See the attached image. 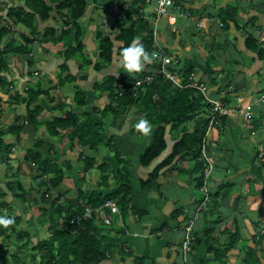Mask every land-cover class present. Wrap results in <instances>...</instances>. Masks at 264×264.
<instances>
[{"label":"crops","instance_id":"crops-1","mask_svg":"<svg viewBox=\"0 0 264 264\" xmlns=\"http://www.w3.org/2000/svg\"><path fill=\"white\" fill-rule=\"evenodd\" d=\"M136 1L103 0L97 7H94L92 2L90 5L92 11L101 10L110 15L111 13L117 15L119 8L126 9ZM17 2L18 4L9 3L11 6L8 9L22 5L21 0ZM136 6L138 13H135L133 18L137 19L141 15L150 22L160 50L179 60L178 65L172 66L171 70L180 79L189 73L197 83L207 88L211 98L222 99L225 105L231 108L247 107L248 117L243 118L242 115L224 117L220 128L213 130L206 138V155L212 165L206 189L211 196L219 192L207 208H203L200 204L202 194L200 186L197 185L204 167L201 153L198 158H193L187 151L181 152L158 170L150 186L143 184L156 165L166 162L173 145L181 137L179 133L178 135L167 132L166 149L161 157L150 166L144 167L140 165L138 158L148 145L150 134L145 136L132 133L131 124L136 125L139 120L133 114L134 110L128 111L133 122H123L125 118L122 115L114 120L105 119L104 130L107 131L110 140L114 139V145L117 147H127L125 154L129 156L124 159L123 164H120L124 167L122 166V172L119 171V181L127 182L129 185L131 202L125 215L118 213L108 227L110 236H113L119 228H124L125 235L120 240V245L123 249L122 254H126L125 249H128L129 257L123 260L121 251H115L112 258L102 264H219L218 258L230 240L236 241V247L224 255L225 264H243L240 258L245 256V250L237 251V260L233 254L236 248H241L244 242L252 248L254 246L252 236L264 231V0H176L174 6L163 16H157L154 0H144V3L139 1ZM8 9L4 16L8 14ZM172 17L175 19L173 20ZM15 25L19 27L15 29L19 31V35L29 33L23 24L15 22ZM8 29L9 42L2 44L1 51L5 43H10L11 38L15 39L16 31ZM96 30L100 31L99 28ZM248 37L253 41L249 42L251 47L247 48L245 43ZM84 39L85 53L92 61V57L97 54V45L89 54ZM94 39L96 41V37ZM38 45L39 43L32 45V51H35ZM58 45L63 47L61 44H56L55 50ZM32 51L27 54L8 52L2 55L8 69L2 68L0 73L6 74L9 80L5 84L0 79V89L2 90L3 87L6 90L8 89L6 86H9L13 94L8 107L4 108L5 104L0 105L2 107L0 138L3 140V147L9 145L12 152L15 150L14 145L20 139L23 142L32 138L47 139L49 135L45 123L66 112L62 107H69L71 100L76 104L74 92L71 98L70 96L63 98L61 87L54 88L52 83H48L44 88L48 73L41 76L43 80L39 79L40 74L37 76L29 72L17 73L18 77H16V72H12L10 66L16 63L21 65L23 62L26 68L28 61L31 60L27 56H30ZM60 52L62 50H57L56 56L62 57V61L57 59L55 65L62 71L61 65L65 63L67 69L63 77L67 74L73 76L68 84L72 83L74 88L77 90L80 88L79 92H84L86 95L84 86L77 85L79 77L76 75V73H84V70H79L78 63L74 59L65 62ZM49 53L43 46L42 57ZM93 60L91 65L95 63V57ZM31 62L34 66L35 62ZM152 63H146L142 71L150 70ZM49 64L43 58V67ZM51 65L53 66L52 63ZM107 68L100 71L93 70L101 73ZM73 69L76 72H73ZM133 73L126 76H131ZM52 74L54 71H51ZM106 75L97 78L91 87L94 97L101 93L95 92L96 83L102 81ZM68 78L66 80H69ZM39 80L40 90L52 92V95L42 94L36 102L40 109L38 125L33 127L24 119L27 127H24L22 133L16 135L9 132L8 128L14 124L16 116L22 117L26 114L25 104H16L13 101L15 93L25 94L27 89L34 84L37 85ZM21 82L26 86H20ZM228 87H232V91L228 90ZM4 89L1 94L2 92L7 94V90L4 92ZM49 96L53 101H49ZM85 105L82 107L77 105V112L89 113L88 110L84 111ZM116 121L121 127L126 128L124 130L126 137L123 141L118 137L119 134L115 135L111 132ZM5 126L8 127L4 128ZM37 134H40L41 139L37 138ZM130 157L133 159H129ZM196 213L193 233L198 242L188 254H183L181 249L183 228L188 223V219ZM229 235L235 237L231 238ZM258 254L260 261L257 264H264V248L262 253Z\"/></svg>","mask_w":264,"mask_h":264},{"label":"trees","instance_id":"trees-1","mask_svg":"<svg viewBox=\"0 0 264 264\" xmlns=\"http://www.w3.org/2000/svg\"><path fill=\"white\" fill-rule=\"evenodd\" d=\"M21 1V6L8 9V16L15 18V22L23 24L29 32V36L20 35L22 39L21 43L11 40L10 43L4 44L3 50L0 51V69L6 67V63L2 58L4 53L27 54L32 51V43L36 35L40 33L41 27L43 28V37H51L53 43L63 46L60 54H62L65 62L69 59H74L78 63L80 71L91 66L92 61L88 54L85 53L83 42L87 26L81 23L80 18L84 15L87 6L91 2L94 4V7H97L102 0ZM139 1L144 3V0H137L135 4L126 7V9L119 8L117 15L113 16L114 22L117 24L110 25V28L113 29L114 26L119 27L116 36L112 37L110 33H101L96 30L97 28L95 29L94 33L97 42V54L94 56L95 63L93 64L95 71L109 67L114 57L119 56L122 49L136 38H139L144 44L145 49L150 55L154 53V48H152L154 42L152 24L143 19L141 15L137 19L133 18V15L138 13L136 5ZM118 16L120 19H118ZM8 33V29L0 28V41L3 37L8 36ZM250 41H253V39L248 37L245 43L247 48L251 47L249 45ZM254 44L256 45L255 42ZM259 54L262 55L261 53ZM153 60L151 59V62ZM31 61H28L30 66L32 65ZM154 61L157 64V61ZM156 64L153 62L150 70L134 72L131 76L116 79L115 75L107 74L102 81H98L94 87L95 92L100 91L106 94L107 98L106 107L100 112L99 118H94L90 113H75L67 110L62 115L55 116L45 123L49 137L56 140L67 137L72 140L73 144L75 142L79 147L86 148L88 153L82 151L77 156V161L82 164L81 172L83 174L89 172L95 165L93 154L98 152L101 146L115 148V145L111 143L112 140L107 135V131L105 134V119H117L121 115L124 116L130 109L134 110L133 114L139 119L142 117L147 118L152 124L149 143L138 158L140 165L148 167L161 157L166 149L165 138L167 132L179 133L181 135L173 145L166 162L164 161L154 167L148 179L143 183L144 185L150 186L158 170L168 163L170 159L172 160L181 154V152L187 151L193 158L200 156L201 147L203 146L202 140L205 138L211 116L210 105L204 102L202 95L195 89L174 87L169 80L157 74L158 66ZM61 68L62 74L67 69L66 64H62ZM147 76L151 77L149 82H144L141 86H135L137 80H143ZM68 77L74 78L67 74L66 77L60 76L59 78H63L64 80L59 79V81L61 83L69 82L70 80H66ZM189 77H192L189 73L185 77L183 76V82L185 83ZM39 84L40 80L37 85L34 84L27 89V92L23 95L15 93L16 96L13 98V101L16 104L24 103L26 114L22 117L16 116L14 124L8 128L9 132L16 135L19 134L23 127L24 119L33 127L38 125L40 109L38 105L34 106V108L32 106L39 101L40 95H48L49 93L40 90ZM51 100L53 101V98L49 99V101ZM85 100L86 95L84 92L75 93L76 105L80 107L84 106ZM94 111L95 114L98 113L97 109ZM130 130L134 135H144L137 130L136 125L133 123ZM61 134L64 135L60 137ZM34 146L36 148L41 147L39 140H36ZM52 147V145H49V149ZM6 151L9 153V146L3 147V140L0 138V153ZM115 158L118 164H120L121 157L117 155ZM24 160L36 168L37 174L34 177L38 183L36 193L40 203H42L41 207L38 208L41 211L38 219H43V223L48 224L47 229L50 235L46 239L36 240L35 242L30 232L16 231L13 224L7 227L3 226L5 229L0 231V233L6 234V237L9 239L11 238L10 233H15L12 240L8 243L4 242V247L10 245L17 251L13 252L10 259H0V264H102L111 259L115 251H121L122 254L123 249L120 245V240L125 235L124 228H119L113 236H110L109 226L103 223L99 212H92L90 219H84L83 214L86 207L99 208L101 205L111 201L117 205L119 213L125 215L131 202V189L127 182L119 181L116 188L109 190L107 181H103L102 184L106 192L89 190L84 195L79 193L77 200H73L71 203H62L53 208L55 200L46 197L50 196V190H56L61 186L65 179V172H69V176L73 175L75 171L73 165L66 161L64 163L65 166H63L65 171H63L62 167L58 166L49 152L43 155L37 151H29L24 156ZM115 175L114 177L118 182V174L116 173ZM207 181L208 179L205 182L203 175H201L198 179V187L200 186V189L203 186L206 187ZM200 192L202 194L200 196L201 204L205 194L202 190ZM25 193L19 180L4 184L0 188V207L4 206L8 209L10 206H14L12 201L17 202L20 199L24 201ZM217 193L211 196L207 190L209 199L205 203V208L209 207ZM4 196L11 198V201L2 202L1 197ZM48 202L51 204L49 208L52 209L50 211L53 222H50L46 218L48 214V207H46ZM14 210L13 207L12 211L14 212ZM13 215L15 216V223L19 222V217H16L15 214ZM76 218H79V220L76 221ZM59 219H61L62 223ZM196 219L197 217L192 215L188 219V223L189 220L195 222ZM7 230L9 231L7 232ZM230 236L231 238L235 237L233 235ZM193 238L192 247L198 242L194 233ZM252 242L254 244L252 248L247 246V242L243 243V248H236V252L233 253L236 256L234 258L238 260L237 251L244 249L245 256L243 258L239 257L242 259L243 264L259 263L260 256L258 253H262L264 248V231L252 236ZM235 247L236 241L230 240L222 250L218 263L225 264L224 255L235 249ZM25 249L27 252H30L27 262L19 258V255L27 253ZM1 251L2 247L0 246ZM35 251L36 253L31 254Z\"/></svg>","mask_w":264,"mask_h":264},{"label":"rangeland","instance_id":"rangeland-1","mask_svg":"<svg viewBox=\"0 0 264 264\" xmlns=\"http://www.w3.org/2000/svg\"><path fill=\"white\" fill-rule=\"evenodd\" d=\"M18 0H1L0 1V28H10L13 32L16 31L14 33L15 39H10L13 41H18L21 42L22 39L19 35V31L17 32L18 29L17 26L15 25V18L8 16V14L6 16H4L5 12L7 11V9L11 6V4H14V2L16 4H18L17 2ZM103 1V0H102ZM9 3H11L9 5ZM9 5V6H8ZM17 6V5H16ZM86 12L84 13V15L80 18L81 23L86 25V31H85V45L88 47V52L89 54L93 51V49L96 47V41H95V37H94V33H93V29L94 28H99L100 32H107L112 34V37L116 36L119 27L114 26L113 29L110 28V25H115L117 23L114 22V18L111 15H115L113 13L108 14L106 12H101V10H97L96 12L93 10L92 11V7L89 4L86 8ZM115 10H113L114 12ZM93 18V19H92ZM89 19H92V21H89ZM107 24V25H106ZM42 27L40 28L41 31H39L40 33H38L36 35L35 38V43H33L32 45H36L39 43L38 47L36 48V50L32 51L30 56H27L29 59H31L32 61H34L33 63L35 64L34 66H30L28 64V66L25 68L23 62L20 64L16 63V64H12V66H10L12 70V72H16L17 73H22V72H29L30 74H35L37 76H39V79L43 80V76L44 73H48L47 76L45 77L47 80L46 84H44V88L46 87V85L48 83H52L54 86V88L57 87H61V93L63 98L70 96V98L74 95V93L79 92V90H77V88H74L72 83L68 82H60L58 77H63L64 73L61 74L60 68L55 65V63H57V59L62 61V57L58 58V56H56V51L57 50H63V47H61L60 45L57 46L56 50L55 47L56 44L53 43L52 38L51 37H43L42 36ZM9 30V29H8ZM25 32V31H23ZM23 35H26V33H23ZM29 36V34H27ZM9 42V36H5L1 39L0 42V48H2V44L4 42ZM43 46H45V48L50 52L48 55L46 54L44 57H42V48ZM1 51V50H0ZM47 52V51H46ZM18 58V57H17ZM27 58V59H28ZM43 58L45 59V62L50 63L48 66H46L45 68L43 67L44 65H42V61ZM94 56L92 57V62H94ZM30 61V60H29ZM51 63L53 64V66L51 65ZM73 67V66H71ZM93 65L88 66L87 69H84V73H76V75L79 77V84L77 83L78 86H84V89L87 91L86 94V107L84 108V111L86 112L87 110L90 111L89 113L92 114V116L94 118H99L101 115V111H103V109L106 107V94L104 93H100V95H98L97 97H94V94L92 92L91 87L93 86L94 82L97 81V78H100L103 75L112 73L113 75L116 76V78H121L126 76L127 74H130L127 72V70L123 67L122 65V57L121 56H116L114 57V60L112 62V64L109 66V68L104 69L103 72L101 71V73H96L93 70ZM6 68V70L8 69V67H4ZM9 68V69H10ZM75 69V68H74ZM73 69V72H76ZM51 71H54V74L51 75ZM50 73V74H49ZM133 73V72H132ZM6 75V74H5ZM3 74L0 73V79L3 81V83H8L9 78L6 77ZM18 77V75L16 76ZM66 77V76H65ZM35 79V78H34ZM69 80H72L71 78H68ZM22 80H25L24 78H22ZM60 80H64L63 78H61ZM68 80V81H69ZM49 81V82H48ZM23 82H21L20 86L24 85L22 84ZM49 84V86H50ZM76 85V84H74ZM26 84L22 87H25ZM80 86V87H81ZM7 90V94L0 93V102L3 105L4 108L9 106V100L11 95L13 94L12 90L10 89L9 86ZM5 87V88H6ZM56 87V88H57ZM17 88V87H16ZM4 88L2 87V90ZM51 88H49L50 90ZM0 89V92L2 91ZM5 90V89H4ZM6 90L4 92H6ZM82 90V89H81ZM98 94V92H96ZM50 95H52V92L49 93ZM73 94V95H72ZM50 97V96H49ZM51 98V97H50ZM60 98V97H59ZM58 98V100H60ZM69 107L65 106L62 107L64 110H68V111H72L77 113V108L78 106L76 104H74V102L71 100ZM37 105V103L35 104ZM33 105V106H35ZM73 105V106H72ZM32 106V107H33ZM71 107V109H70ZM244 107L241 108H234L237 111H240L241 109H243ZM95 109L98 110V113L95 114ZM0 110H2V107L0 106ZM132 111V109H130ZM57 115V113H55ZM241 113L238 112L237 115H235L234 117H241ZM243 116V115H242ZM123 118H125V120L123 122H133V119L130 117V113L128 112L127 114H125V116H123ZM139 120H137L138 123ZM130 122V123H131ZM136 123V124H137ZM31 125V124H30ZM189 125V124H188ZM0 126H2L0 124ZM129 126V125H127ZM8 126H5L4 128H6ZM24 127L26 126V123H23V127L20 131V133H22V131H24ZM117 129V130H116ZM126 128L121 127V125L119 124L118 121H116V123H114V128L111 130V132L115 135L119 134L120 136H118L119 138H121V141H123L126 137V134L124 133ZM213 132V130L211 131V133ZM106 134V131H105ZM64 134H61L60 137H62ZM171 135V134H170ZM12 136V135H11ZM128 137V136H127ZM37 138H40V134H37ZM49 137L47 139L44 138H40L41 140H39V142L41 143V147L36 148L34 146V144L36 143V139L32 138L30 140H27L26 142L22 141V139H20L19 142H17L16 145H14L15 150L12 152L9 149V153L4 152L2 154H0V186L3 187L4 184H7L8 182H12L15 180H19L22 184L23 189L25 190V195H24V201H22L21 199L18 200L17 202L12 201L13 203V207H14V212L12 211V208L10 206V208L7 209V207H0V215H13L15 214L16 217H19V222L14 223V228L16 231H27L31 233L32 238L34 239V241L36 242V240H42V239H46L49 235L50 232L47 229L48 224H44L43 223V219L39 220L38 217L41 214V211L38 209L39 207H41L42 203H40V200L38 198L37 195V189H38V183L37 181L34 179V177L36 176V168L31 165L29 162L24 160V156L29 152V151H37L43 155H45L46 153L49 152V154L54 158V160L56 161V163L58 164V166L62 167V170L65 171L64 167V163L70 162L71 165H73L74 167V172L73 175L69 176V172H65V179L62 182L61 186L56 189V190H50V196L46 197V198H52L53 200H55V204L54 207L62 204V203H71L73 200H77L78 199V194L82 193L87 194V192L89 190H91L92 188H95V192L98 191H102V192H106V189H104L103 187V181L106 182L109 186V190L110 189H114L116 188V186H118L119 180L118 182L116 181V178L114 176H116L115 174H118V179L120 176V172L119 171H123L122 166L124 167V165H120L123 164L124 159L127 157L128 158V154H125L127 151V147L126 148H121V147H104L101 146L100 150L96 153L93 154V157L95 158V165L92 167V169L87 172L86 174H83L81 172L82 170V164L79 163V161H77V156L79 155L80 152L84 151V153H88L86 148H81L79 147L75 142L73 144L72 140L70 138H58L57 140ZM24 139V138H23ZM71 140V141H70ZM114 144V139H112V142ZM49 145H52L53 147L49 149ZM112 145V144H111ZM5 146V145H4ZM9 146V145H8ZM13 146V145H12ZM10 147V146H9ZM25 147V149L23 148ZM122 151V152H121ZM11 154V155H10ZM120 156L121 161L120 164H118L117 160H116V156ZM129 159H133L132 157H130ZM126 160V159H125ZM77 168V169H75ZM105 177V178H103ZM122 179V178H121ZM85 184V185H84ZM0 187V188H1ZM203 192V191H202ZM1 201H5V202H10L11 198L9 197H1ZM201 200V197H200ZM79 201V200H78ZM12 205V204H11ZM49 205L51 206V204L48 202V205L46 207H48L47 211L48 214L46 216V218L49 219L50 222H53V217L51 216V208H49ZM16 212V213H15ZM61 219H59L60 221ZM62 223V221H60ZM60 223V224H61ZM5 228L3 226H0V231L4 230ZM36 230V231H34ZM9 230H7L8 232ZM11 234V238L9 239L8 237H6V234L0 233V246L2 247V251L0 252V259H10V256L13 254L14 248H12L10 245L8 247H4V242L6 241V243H8L10 240H12L14 238V232L10 233ZM36 236V237H34ZM25 251L27 252V250L25 249ZM125 253L126 254H122V259L124 260L125 257H129L128 256V249H125ZM35 252H32L31 254H34ZM25 255H19V258L21 260H23L24 262H27L29 260V256H30V252L24 253ZM6 259V260H7ZM38 260V259H37ZM131 261L133 260L132 257L130 259Z\"/></svg>","mask_w":264,"mask_h":264},{"label":"built area","instance_id":"built-area-1","mask_svg":"<svg viewBox=\"0 0 264 264\" xmlns=\"http://www.w3.org/2000/svg\"><path fill=\"white\" fill-rule=\"evenodd\" d=\"M153 1V0H152ZM156 3V14L157 16H163L166 14L167 10L172 8L175 4V0H154ZM174 20L175 18L172 17ZM154 34V33H153ZM152 48H154L155 55L153 56L152 60H156V62L153 60V62L158 66L157 68V74L161 75L163 78L169 80L174 87L178 88H192L198 91L203 99L204 102L208 103L210 105V113L211 116L209 118L208 126L205 133V138H203L202 143L203 146L201 147V155L204 160V170L202 172V175L204 177V181H206L210 175V172L212 170V165L207 158L206 155V138L211 133L212 130H215L216 128H219L222 124V119L224 117L231 118L234 117L238 112H240L243 116V118L248 117V108L244 107L240 111H237L234 108L228 107L225 105V103L222 101V99L218 98H211L208 95L207 88L197 83L193 77H189L188 80L184 83L183 79H180L175 72L171 70L172 66H177L179 61L175 56H171L163 51L160 50L159 46L157 45L155 36H154V42L152 45ZM151 80L150 76L145 77L143 80H137L135 83V86H141L144 82H149ZM232 87H228V90L232 91ZM205 183V182H204ZM206 187L203 186L201 190L205 194L203 201L201 202L202 206H205V203L208 201L207 196V190ZM108 209V210H107ZM107 210V211H106ZM92 212H99L100 217L103 221V223L106 226H110L112 221L114 220V215H117L119 213V209L117 205L114 202H108L107 204L101 205L99 208H91L86 207L83 218L84 219H90L92 217ZM195 217H197V213L195 214ZM79 218H76V221H78ZM193 226L194 221L191 220L189 223H187L183 228V239L181 242V249L183 254H188L192 249V242H193Z\"/></svg>","mask_w":264,"mask_h":264},{"label":"clouds","instance_id":"clouds-1","mask_svg":"<svg viewBox=\"0 0 264 264\" xmlns=\"http://www.w3.org/2000/svg\"><path fill=\"white\" fill-rule=\"evenodd\" d=\"M122 57V65L128 73L140 72L144 69L146 63H150L152 56L145 49L144 44L139 38L134 39L129 45L124 47L120 53ZM139 130L145 136L149 135L152 129V124L147 118H140L136 124ZM15 223L14 215H0V226L7 227Z\"/></svg>","mask_w":264,"mask_h":264}]
</instances>
